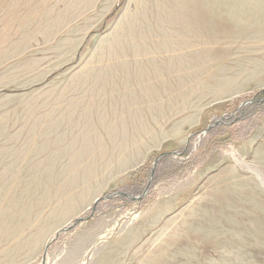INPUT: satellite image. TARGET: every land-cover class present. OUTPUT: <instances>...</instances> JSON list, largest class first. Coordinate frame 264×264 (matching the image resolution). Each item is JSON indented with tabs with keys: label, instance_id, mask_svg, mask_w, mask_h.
<instances>
[{
	"label": "rangeland",
	"instance_id": "obj_1",
	"mask_svg": "<svg viewBox=\"0 0 264 264\" xmlns=\"http://www.w3.org/2000/svg\"><path fill=\"white\" fill-rule=\"evenodd\" d=\"M44 255L264 264V0H0V264Z\"/></svg>",
	"mask_w": 264,
	"mask_h": 264
},
{
	"label": "water",
	"instance_id": "obj_2",
	"mask_svg": "<svg viewBox=\"0 0 264 264\" xmlns=\"http://www.w3.org/2000/svg\"><path fill=\"white\" fill-rule=\"evenodd\" d=\"M215 124H218V122L214 123V124H211L209 126H207L205 128V131L209 130L212 126H214ZM146 189L147 187L145 188L144 190V193L146 192ZM113 195H127V194H124V192H112V193H107L105 196H102L101 198H97L94 203H93V206H92V210L95 209L96 207V204L97 202L100 200V199H108L109 197H112ZM129 197H131L132 199H137V198H141V196H131V195H128ZM91 217V214L86 216V217H83V216H79L77 217L75 220H73L71 223H69L68 225L64 226L63 228H61L60 230H58L55 234V236H57L61 231H67L69 229H71L72 227H74L77 223L83 221V220H86V219H89ZM47 248V246H46ZM46 248H45V251H46ZM45 251H44V254H45ZM42 264H45V255L42 256Z\"/></svg>",
	"mask_w": 264,
	"mask_h": 264
}]
</instances>
